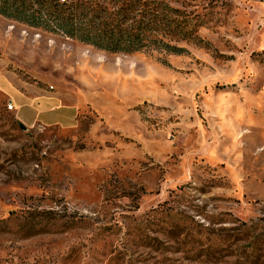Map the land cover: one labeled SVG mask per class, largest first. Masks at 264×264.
Segmentation results:
<instances>
[{
    "label": "rangeland",
    "instance_id": "rangeland-1",
    "mask_svg": "<svg viewBox=\"0 0 264 264\" xmlns=\"http://www.w3.org/2000/svg\"><path fill=\"white\" fill-rule=\"evenodd\" d=\"M168 1L180 53L0 15V264H264V0Z\"/></svg>",
    "mask_w": 264,
    "mask_h": 264
},
{
    "label": "trees",
    "instance_id": "trees-1",
    "mask_svg": "<svg viewBox=\"0 0 264 264\" xmlns=\"http://www.w3.org/2000/svg\"><path fill=\"white\" fill-rule=\"evenodd\" d=\"M168 0H0V15L109 52L165 50L196 26Z\"/></svg>",
    "mask_w": 264,
    "mask_h": 264
},
{
    "label": "built area",
    "instance_id": "built-area-1",
    "mask_svg": "<svg viewBox=\"0 0 264 264\" xmlns=\"http://www.w3.org/2000/svg\"><path fill=\"white\" fill-rule=\"evenodd\" d=\"M10 107H11V108L13 107V104H12V103L10 104Z\"/></svg>",
    "mask_w": 264,
    "mask_h": 264
}]
</instances>
